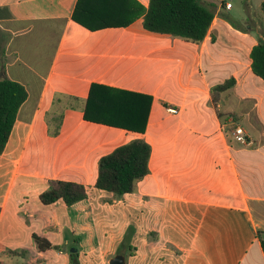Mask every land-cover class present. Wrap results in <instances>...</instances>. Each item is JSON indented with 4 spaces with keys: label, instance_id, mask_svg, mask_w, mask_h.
<instances>
[{
    "label": "crops",
    "instance_id": "crops-1",
    "mask_svg": "<svg viewBox=\"0 0 264 264\" xmlns=\"http://www.w3.org/2000/svg\"><path fill=\"white\" fill-rule=\"evenodd\" d=\"M137 1L147 7L148 0ZM76 2L0 0V79L27 90L0 154V264H46L47 251L63 253L52 236L59 221L50 209L63 210L66 204L30 201L22 182L42 180L37 199L51 178L82 183L90 194L99 158L134 138L146 140L151 153L149 172L133 195L142 198L152 216L148 220L157 225L135 231L128 255L118 251L125 264H264L250 205L264 196V144L235 145L226 129L235 121L228 118L225 124L218 117L210 93L211 86L234 77L227 90L235 94L233 105L243 115V100L251 95L264 141V99L252 95L264 88V80L252 73L249 58L258 39L243 32L240 49L221 44L229 27L221 15L230 14L233 5L225 9L219 0L199 43L147 31L141 17L125 27L89 30L71 17ZM93 82L150 95L144 133L84 120ZM170 107L178 112H169ZM223 107L232 111L229 103ZM60 113L59 133L52 136L47 123ZM163 222L176 229L181 223L177 233L186 240L173 247L160 242ZM122 228L114 233L117 243ZM33 234L52 247L33 246ZM113 244L98 246L100 264L117 254Z\"/></svg>",
    "mask_w": 264,
    "mask_h": 264
},
{
    "label": "trees",
    "instance_id": "trees-1",
    "mask_svg": "<svg viewBox=\"0 0 264 264\" xmlns=\"http://www.w3.org/2000/svg\"><path fill=\"white\" fill-rule=\"evenodd\" d=\"M214 14L215 5L210 7L204 0H148L147 7L137 0H77L71 17L89 30L125 27L141 17L142 26L147 31L199 43L206 36ZM249 58L252 73L264 80V31L252 46ZM234 84L235 78L230 77L210 88L211 102L220 119L227 115L224 107L218 105L220 97ZM26 99L27 90L23 84L7 78L0 79V154ZM151 101L152 97L148 94L93 82L82 108L83 119L144 133ZM61 119L60 113L52 124L47 123L50 135L59 133ZM150 153L151 146L143 138H134L116 146L99 158L94 186L120 196L135 191L137 182L149 172ZM88 194V186L82 183L51 178L47 180V188L39 194V199L45 205L62 200L71 206L87 198ZM32 237L38 249L52 247L45 237L37 234ZM259 241L264 253V239L259 237ZM70 256L73 264H78L75 250L70 252Z\"/></svg>",
    "mask_w": 264,
    "mask_h": 264
},
{
    "label": "rangeland",
    "instance_id": "rangeland-1",
    "mask_svg": "<svg viewBox=\"0 0 264 264\" xmlns=\"http://www.w3.org/2000/svg\"><path fill=\"white\" fill-rule=\"evenodd\" d=\"M228 1L233 5V9L230 14L224 13L221 15V18L229 26L224 29L226 30L224 34L222 33L221 44L235 50L240 49L238 43L239 33L249 32L253 38L257 39H259V35L263 34L264 0ZM204 2L210 5V7L215 5V0H204ZM243 54H245V52ZM243 57H245V55H243ZM237 93L239 95L241 92ZM252 95L255 96V99L254 96L252 97L255 101L260 99V97L264 99V88L259 87L257 91H253ZM250 96L251 95H247L246 99L243 100V115L240 114V111L236 110L233 105L235 100L233 91H225L222 93L218 105L223 106L225 103H229L232 107L231 112H234V114H230L231 112L226 113L227 115L221 117L222 121L228 123L227 119L231 118L232 120L233 116H235V123L241 125L252 140L250 145L234 142L235 145L256 148L261 145V143L264 144V141L263 139L260 140L262 128L258 120V107H252L253 101ZM237 109H240V106ZM231 126L232 124L226 126L228 133ZM41 185L42 180L35 178L22 182V186L26 188L29 200L32 201V199L35 198L36 202L40 205L41 203L39 199H37L36 192L40 190V187H42ZM255 198L260 199L251 201L250 205L252 207L256 234L258 237L264 239V196ZM132 199H134V201ZM141 200L142 198L133 195V192L125 193L120 196L113 192L93 187L86 199L74 203L71 207L63 205V210H54L55 208L50 209V213L56 215L59 221V231L56 234H52V236L56 238V242L60 244L58 249L62 250L63 253L54 256V249L47 251L45 263L73 264L70 252L71 249H74L76 251L75 259L78 264H100L103 258L98 248L101 246L106 247L112 242L116 245L117 254L119 250L124 251L125 249L128 255V247H130V243H132L135 231L157 225L154 220H148L151 219L152 216L147 213L148 208L143 207V205L141 206ZM158 202L163 203L161 201ZM69 221L70 224L67 223ZM171 222L176 223L178 221ZM122 225H124L123 228ZM70 228H73V231H71ZM121 228L123 230V237L117 243L114 241V233L116 230H121ZM180 228L181 223H179L178 229H176L175 226H172V223L163 222V225L160 227L163 233L160 237V242H168L171 247L179 242H184L187 237L185 234L177 233ZM51 229L53 230V227ZM153 239H155V237ZM64 240H68V242L64 243ZM32 242L33 246L37 247L34 239ZM34 250L35 249H33V251L29 250L28 256L30 258L35 257L33 253ZM85 252H87V255Z\"/></svg>",
    "mask_w": 264,
    "mask_h": 264
},
{
    "label": "built area",
    "instance_id": "built-area-1",
    "mask_svg": "<svg viewBox=\"0 0 264 264\" xmlns=\"http://www.w3.org/2000/svg\"><path fill=\"white\" fill-rule=\"evenodd\" d=\"M219 1L220 3L223 4L225 9H230L232 7L231 2L228 0H219ZM167 110L171 113L178 112V110L173 107L167 108ZM230 134H231V138L236 142H239L242 144H248V145L252 143L250 136L245 132L243 127L239 124H236L235 122L232 123Z\"/></svg>",
    "mask_w": 264,
    "mask_h": 264
},
{
    "label": "water",
    "instance_id": "water-1",
    "mask_svg": "<svg viewBox=\"0 0 264 264\" xmlns=\"http://www.w3.org/2000/svg\"><path fill=\"white\" fill-rule=\"evenodd\" d=\"M74 251V249H71ZM109 264H125L124 254L118 253L109 260Z\"/></svg>",
    "mask_w": 264,
    "mask_h": 264
}]
</instances>
